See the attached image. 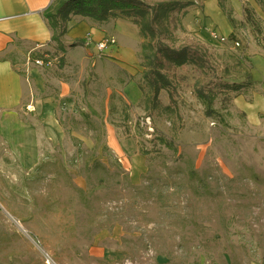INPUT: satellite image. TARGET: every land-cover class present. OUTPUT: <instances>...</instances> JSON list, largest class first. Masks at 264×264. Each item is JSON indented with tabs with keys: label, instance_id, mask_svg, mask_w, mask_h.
Instances as JSON below:
<instances>
[{
	"label": "rangeland",
	"instance_id": "rangeland-1",
	"mask_svg": "<svg viewBox=\"0 0 264 264\" xmlns=\"http://www.w3.org/2000/svg\"><path fill=\"white\" fill-rule=\"evenodd\" d=\"M259 1L226 0L239 23L233 42L215 1L206 6L210 17L204 2L190 8L177 33L210 47L225 81L252 74L256 85L226 110L218 99L223 121L208 118L195 97L193 67L178 70L185 81L177 113L146 118L142 40L128 21L101 41L87 34V47L68 48L64 68L29 65V46L18 43L16 60L45 76L58 105L53 136L61 138L40 130L41 114L19 113L21 125L38 129L39 150L27 164L23 129L13 113H0V264H264V109L253 113L264 106ZM247 4L259 29L246 23ZM82 29L71 25L65 42L80 39L74 34ZM201 31L229 41L204 42ZM111 38L116 44L99 51ZM161 102L169 105L167 92Z\"/></svg>",
	"mask_w": 264,
	"mask_h": 264
},
{
	"label": "trees",
	"instance_id": "trees-1",
	"mask_svg": "<svg viewBox=\"0 0 264 264\" xmlns=\"http://www.w3.org/2000/svg\"><path fill=\"white\" fill-rule=\"evenodd\" d=\"M207 0H53L43 12V17L51 30V48L46 50L58 59L57 66L67 64L68 48L87 47L85 39H77L71 44L65 42L69 23L75 17L88 19L104 25L113 21L125 20L134 24L141 37V67L143 68L139 87L142 92L146 118L153 119L155 113L172 115L178 110V96L181 82L179 69L193 67L199 74L194 83V95L204 106L208 118L224 120L216 109L220 97L222 109H227L232 101L246 94L256 82L249 72L241 83H229L223 79L219 67L215 64L214 53L198 40H180L177 33L184 31L183 18L192 7ZM259 4L262 3L256 0ZM203 3V4H204ZM221 10L228 17L234 30L238 21L233 17L234 9L227 8L226 0H218ZM203 8V6H202ZM246 23L254 29L260 28V20L250 4L245 7ZM235 33L229 40L235 41ZM236 43V42H235ZM234 43V44H235ZM42 54H39L41 56ZM38 56V55H36ZM167 92L169 105L161 102V95ZM161 112V113H160ZM161 142L173 147L172 142Z\"/></svg>",
	"mask_w": 264,
	"mask_h": 264
},
{
	"label": "crops",
	"instance_id": "crops-1",
	"mask_svg": "<svg viewBox=\"0 0 264 264\" xmlns=\"http://www.w3.org/2000/svg\"><path fill=\"white\" fill-rule=\"evenodd\" d=\"M52 1L0 0V113H13L14 120L23 129L26 136L24 148L27 149L24 157H28L24 162L27 164H31L30 160H33V157L30 158L32 149L39 150L35 132H38V129L36 124L23 123L21 125L18 120L19 113L41 114V119L44 121L40 130L46 129V134L60 140L61 135L53 136L56 132L60 134V125L54 115L57 113L58 105L52 97L46 94L44 74L39 69L27 71V64H20L13 52L14 49H17L18 43L29 46L28 49L31 52L39 48L40 51L37 54H31L35 56L42 54L43 49L51 48L52 33L43 17V12L51 5ZM213 1L218 2V0H207L204 3L203 11L206 17H210L205 11L206 6ZM219 14L220 12H217V15ZM119 22H110L96 27V23L76 17L69 23L70 32L68 33H71V25L79 28L83 26L82 31L74 34V38L85 39L88 34L94 41H101L104 36L109 37L110 28L115 29ZM233 32L234 29L231 27L227 35L229 36ZM69 34L66 35V39ZM197 35L204 42L220 44L210 39V32L201 31ZM71 43L67 42V44ZM259 105V110H254L253 113L263 112L264 106L260 102ZM245 110L247 111V107Z\"/></svg>",
	"mask_w": 264,
	"mask_h": 264
},
{
	"label": "built area",
	"instance_id": "built-area-1",
	"mask_svg": "<svg viewBox=\"0 0 264 264\" xmlns=\"http://www.w3.org/2000/svg\"><path fill=\"white\" fill-rule=\"evenodd\" d=\"M210 38L213 42L216 43H227L229 40L228 38L224 37V36H220L216 31H211L210 32ZM116 44V40L115 38H111V39H107L106 41H102L99 44H97V48L99 51H103L106 48H108L111 45H115ZM235 46L239 47L240 43L236 42ZM40 51L39 48H37L36 50L32 51L29 55V65L31 64L32 66L38 67L40 69H44V70H51L53 68L56 67V65L58 64V59L52 57L51 55H49V53H42L41 56H35L34 58L32 57L31 54H37ZM39 55V54H38ZM149 119V118H148Z\"/></svg>",
	"mask_w": 264,
	"mask_h": 264
}]
</instances>
